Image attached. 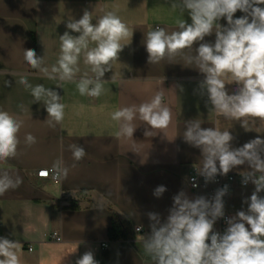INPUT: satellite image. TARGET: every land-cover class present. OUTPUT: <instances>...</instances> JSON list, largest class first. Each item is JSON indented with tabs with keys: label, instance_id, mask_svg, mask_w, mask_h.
<instances>
[{
	"label": "crops",
	"instance_id": "crops-1",
	"mask_svg": "<svg viewBox=\"0 0 264 264\" xmlns=\"http://www.w3.org/2000/svg\"><path fill=\"white\" fill-rule=\"evenodd\" d=\"M173 4L179 5L180 0H0V110L23 121L17 156L0 162V173L19 175L23 180L17 189L0 196V237L22 245L17 250L21 264H76L87 251L98 264H153L143 249V239L151 231L148 213L159 214L163 222L180 191L194 199L187 178L191 170L202 168L201 150L183 138L186 122L199 119L202 128L229 130L233 147L264 136L260 121L246 132L238 122L209 112L207 97L198 89L204 76L194 64L186 65L182 55L148 63L143 43L147 31L156 27L173 31L180 20L191 23L187 12ZM85 9L91 12L93 23L114 11L130 32L122 41L128 45L101 78L106 82L99 97L82 96L77 90L80 77L95 76L84 63L83 53L73 81L51 80L41 71L51 72L57 64L59 37L70 31L66 22L78 20ZM242 15L237 11L234 18ZM219 23L226 26L227 22L221 19ZM205 41L214 42L215 34ZM94 46L90 42L89 47ZM26 49H34L43 58L40 69L26 63ZM22 76L33 86L42 84L58 92L65 105L61 123L49 126L43 103L33 102L30 90L19 83ZM232 86H226L229 92ZM158 91H163V103L171 109L170 125L151 129L136 119L132 137H117L120 125L111 113L149 101ZM29 133L37 141L31 146L25 144ZM71 144L82 146L87 153L79 162L72 157ZM58 160L68 168L66 178L54 181L37 176L38 170L52 169ZM246 168L239 166L230 172ZM160 185L167 190L157 198L153 193ZM253 191L252 187H231V198L225 204L230 217L247 209L244 200ZM235 194L239 205L229 210ZM113 212L128 223L130 239L109 240ZM136 227L142 231L136 232ZM53 232L59 234V241L50 238Z\"/></svg>",
	"mask_w": 264,
	"mask_h": 264
},
{
	"label": "clouds",
	"instance_id": "clouds-1",
	"mask_svg": "<svg viewBox=\"0 0 264 264\" xmlns=\"http://www.w3.org/2000/svg\"><path fill=\"white\" fill-rule=\"evenodd\" d=\"M262 5L264 0H180V4H173V7L186 11L191 23L180 20L173 31L156 27L147 31L143 41L149 64L165 59L172 61L178 55L183 56L186 65L194 64L204 76L198 89L200 95L207 97L206 106H211L209 112L238 122L246 132L251 131L257 121L264 123ZM237 11L244 15L234 18ZM221 19L226 20V26L219 23ZM66 28L70 31L59 37L57 64L52 66L51 72L47 68L41 71L51 80L73 81L83 53L84 63L91 66L95 76L80 77L77 90L82 96L99 97L105 91L106 82L101 78L112 69V62L128 45L122 41L128 39L129 28L114 11L105 12L93 23L87 9L78 20L67 21ZM213 33L215 41L206 42L205 37ZM90 42L95 46L90 48ZM196 43L198 47L194 48ZM193 50L194 55L191 54ZM24 60L33 69H40L43 63V58L37 56L34 49L24 50ZM19 83L30 90L33 102L43 103L50 127L63 121L65 105L57 91L42 84L33 86L24 76ZM229 84L236 85L231 92L226 87ZM163 100V91H158L149 101L111 113V119L120 125L117 137H132L136 119L151 129H166L172 121V112ZM201 124L199 119L187 121L183 133L185 142L201 150L202 168L197 170L198 175L208 183L218 175L226 176L233 169L247 165L239 173L243 185H254V191L244 200L247 209L228 218L227 228L221 234L213 229L216 221L225 215L223 197L228 186L216 190L211 199L204 196L190 199L180 191L173 197L166 220L162 222L159 214L148 213L151 231L143 239V249L153 264H264V196L260 195L264 192V136L258 135L240 147H233L234 136L229 130L202 128ZM22 126V120L0 110V162L17 156ZM145 135L150 132L146 131ZM36 142V137L26 134L27 146ZM69 150L76 162L87 155L78 144L69 145ZM50 171L55 174L54 178L63 179L68 168L58 160L52 169L41 170L40 175L47 177ZM22 183L19 175L0 173V196ZM166 190L163 185L157 186L153 195L159 198ZM20 247L19 242L0 237V264H21L17 255ZM76 264H98V261L91 251H87Z\"/></svg>",
	"mask_w": 264,
	"mask_h": 264
},
{
	"label": "built area",
	"instance_id": "built-area-1",
	"mask_svg": "<svg viewBox=\"0 0 264 264\" xmlns=\"http://www.w3.org/2000/svg\"><path fill=\"white\" fill-rule=\"evenodd\" d=\"M235 87H236V85L233 84L232 89ZM41 170H50V169H41ZM41 170H38L36 173L38 177L51 178L54 181H57L59 179V178H54L55 174L51 171L49 172V175L47 177H42L40 175ZM197 170H199V169L195 168V169L191 170V172L187 178L188 188L191 190V192L193 194V198H196L199 196H204L208 199H211L214 196L216 190L223 188L225 185H227L228 186V192L223 197L224 205H225L226 202L228 201V199L231 197V187L232 186L236 185L240 188L252 187L254 189V185L251 183L247 184L246 186L242 184V177L239 174L240 172H238V173L229 172L226 176L218 175L214 181L206 183L204 177L198 175ZM193 184H195L196 186L194 187ZM261 193H264V192H261ZM224 212H225L224 217L220 218L216 221V223L214 224V229H213L214 231L219 232L221 234H223L227 228L226 220L228 218H230V215L225 210V207H224ZM137 228H140L141 229L140 231H142L141 227H136L135 228L136 232H139V230L137 231ZM50 238L52 240H55V241H59V239H60L59 234L57 232H53L50 235ZM101 246L103 248H106L107 244L102 243ZM29 250H31V247L29 248Z\"/></svg>",
	"mask_w": 264,
	"mask_h": 264
},
{
	"label": "trees",
	"instance_id": "trees-1",
	"mask_svg": "<svg viewBox=\"0 0 264 264\" xmlns=\"http://www.w3.org/2000/svg\"><path fill=\"white\" fill-rule=\"evenodd\" d=\"M107 234L109 240L130 239L131 237L128 223L123 221L115 212L112 214L111 226Z\"/></svg>",
	"mask_w": 264,
	"mask_h": 264
},
{
	"label": "rangeland",
	"instance_id": "rangeland-1",
	"mask_svg": "<svg viewBox=\"0 0 264 264\" xmlns=\"http://www.w3.org/2000/svg\"><path fill=\"white\" fill-rule=\"evenodd\" d=\"M231 198V197H230ZM239 205V196L237 194L234 195V197L232 198V201L230 202V204L228 205V209L233 210L235 209L234 207Z\"/></svg>",
	"mask_w": 264,
	"mask_h": 264
}]
</instances>
